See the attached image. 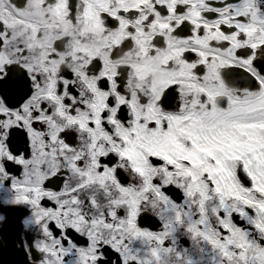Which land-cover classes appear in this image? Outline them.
<instances>
[{
	"label": "snow or ice",
	"instance_id": "obj_1",
	"mask_svg": "<svg viewBox=\"0 0 264 264\" xmlns=\"http://www.w3.org/2000/svg\"><path fill=\"white\" fill-rule=\"evenodd\" d=\"M0 208L24 264H264V0H0Z\"/></svg>",
	"mask_w": 264,
	"mask_h": 264
},
{
	"label": "water",
	"instance_id": "obj_2",
	"mask_svg": "<svg viewBox=\"0 0 264 264\" xmlns=\"http://www.w3.org/2000/svg\"><path fill=\"white\" fill-rule=\"evenodd\" d=\"M3 209L6 217L0 226V264H24L19 249V236L23 234L22 216L18 210Z\"/></svg>",
	"mask_w": 264,
	"mask_h": 264
},
{
	"label": "flooded vegetation",
	"instance_id": "obj_3",
	"mask_svg": "<svg viewBox=\"0 0 264 264\" xmlns=\"http://www.w3.org/2000/svg\"><path fill=\"white\" fill-rule=\"evenodd\" d=\"M174 102L175 101L173 99V103ZM15 141H16V145H17V147H19L20 151L24 152L26 150V134L24 133L23 130H20L17 132V135L15 137ZM142 221H143L144 225L148 226V227L158 226V225H156L154 218L151 216L142 217ZM76 238H78V237H76ZM80 242H83V240L81 239Z\"/></svg>",
	"mask_w": 264,
	"mask_h": 264
}]
</instances>
